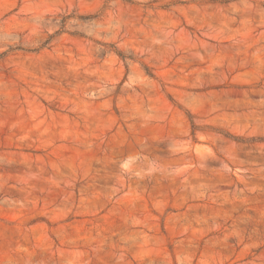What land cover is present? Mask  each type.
Here are the masks:
<instances>
[{"label": "rangeland", "instance_id": "obj_1", "mask_svg": "<svg viewBox=\"0 0 264 264\" xmlns=\"http://www.w3.org/2000/svg\"><path fill=\"white\" fill-rule=\"evenodd\" d=\"M0 264H264V0H0Z\"/></svg>", "mask_w": 264, "mask_h": 264}, {"label": "trees", "instance_id": "obj_2", "mask_svg": "<svg viewBox=\"0 0 264 264\" xmlns=\"http://www.w3.org/2000/svg\"><path fill=\"white\" fill-rule=\"evenodd\" d=\"M120 56V55H119Z\"/></svg>", "mask_w": 264, "mask_h": 264}]
</instances>
